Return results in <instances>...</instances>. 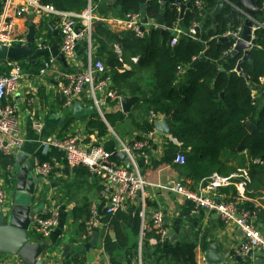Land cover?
<instances>
[{
  "label": "crops",
  "instance_id": "0c3cea01",
  "mask_svg": "<svg viewBox=\"0 0 264 264\" xmlns=\"http://www.w3.org/2000/svg\"><path fill=\"white\" fill-rule=\"evenodd\" d=\"M183 1L185 3L191 2L190 0ZM20 4H25V0H22ZM128 4L134 3H122L120 0H94V14L98 17L124 18L128 14L124 6ZM87 6L88 2L85 9ZM204 6L205 3L202 8L203 10ZM240 7L243 11H246L244 7ZM258 7L264 11L263 5L262 8L259 5ZM176 8L180 15L179 25L171 28L167 26L165 21L168 30H173L176 36L180 37L192 28L196 32L201 27L202 23H198L199 27L196 29L194 23L189 28H186L182 22L184 15H181L180 7L176 6ZM167 9L170 8L167 7ZM188 9L189 7L185 9L184 14ZM31 11L35 12V19L33 21L35 27L38 25L39 15L34 8H31L17 22L16 30L18 33L28 34L31 23L28 17ZM161 12L163 11L161 10ZM237 15L241 19L240 25H244L247 17L241 13H237L235 16ZM251 15L257 20L252 27L253 37L255 36V30L259 27L258 25L264 24L262 21L264 14ZM99 20L95 21V25L98 22H102L115 33H122L128 30L124 24H108ZM151 21H154V24ZM231 21L233 22L234 19H231ZM49 22L50 20L47 22V26L52 42L60 43V34H54L49 27ZM51 22L53 23V21ZM142 26L145 27V30L142 31L148 33L153 28H160L161 25L156 22V17L148 15V22H142ZM179 30H182V32L179 33ZM91 47L93 57L103 60L107 65L108 53L101 52V45L98 41L93 40ZM88 49L87 42L79 43L75 62H70L67 59V62H63L58 59L50 72L43 77L38 76L37 69L34 70L26 67L23 79L18 83L10 99L18 105L19 123L23 136L26 139L24 145L12 155L15 158L14 167L18 162L17 154L20 151L25 155L24 159L26 157H29V159L34 157L35 162L39 160L40 155H45L50 159L54 167L49 179L42 186L40 185L41 182L38 184L34 197V205L43 202L44 206V199L50 198L61 207L60 223L52 231L50 237L45 240L35 230V233H31L33 242L47 241L48 248L43 252V256L48 259L50 264H113V257L119 264H140L141 262L142 264H182L172 259L169 253L178 245L187 241H193L196 243L195 257L199 264H260V261L261 264H264V251L261 248L253 249L252 255L240 254L239 247L243 240V233L234 222L223 220L216 212H209L204 209L195 212L194 207L191 209V205L193 206V204L173 189L175 181H184L183 183L186 186L197 190L205 186L209 179H205L206 181L204 179L195 181L191 178L189 171L186 170L187 168L184 165L173 162L175 154L179 151L186 153L188 158L189 149L186 150L178 146V144L181 145V142L173 135L174 130L172 133H164L156 129V121L167 117L162 114L154 113L156 115L154 122H152L155 126L154 135L148 139L149 143L144 151L136 152V159L144 177L149 183L147 184V198L151 203L147 209L148 217L150 219L155 211L161 210L168 234L165 238L161 239L154 229L149 230L142 242H140V223L137 221V211L140 207L136 201L131 200L122 209L126 217L124 220H120L119 225V233L124 237L122 238L124 243L119 242L121 238L117 241V232L114 229H110L111 226L109 227V225L105 224L104 218L110 194L104 190L101 179L92 172L91 175L82 174L80 171L75 173L67 165L64 151L54 146L44 149L42 140L47 137L65 138L71 134L78 133L82 137L83 143L90 144L93 142V144L103 146L117 156V153L120 151L118 138L131 142L133 139H144V136L149 133L144 130L142 124L145 120H150L153 114L146 95L150 96L153 91L154 78L145 69L141 71L135 70L133 76L137 80L136 82H139L143 93H146V95H133L128 89L127 91L129 92L124 95L122 94V97H137V100L132 103L128 110H124L122 101H108L104 107V111L109 117L107 118L106 116L107 122L97 112L75 116V103L79 102L84 109L93 105L92 100L85 91L73 95L71 104H67L66 100L64 101L65 96L60 90V85L66 72L83 71L86 69L89 61ZM112 49L120 60L123 61L121 57L123 53L121 42L114 43ZM133 57H137V60H134ZM42 58L43 56L39 57L38 61L42 60ZM130 61L123 62L122 68L119 69L120 73L133 71L134 65L132 63L138 61V56H132ZM236 69L239 73L242 70V68L238 69V67ZM7 71L6 65L0 64V74ZM113 84L114 82L111 80L109 87ZM263 92L264 81L261 78V84L254 89V93L264 103ZM34 122L43 123L41 132L36 130ZM169 126L173 127L171 119L169 120ZM103 130L105 132H100ZM173 144L178 147H173ZM169 150L172 156L171 162L163 160L165 152ZM223 156H226V158L229 156L230 161L227 162L228 165L237 167L235 173L231 175L239 174L244 158V162H247L245 152L239 155L226 152ZM17 176L18 173L14 170L9 188L10 203L7 209L4 210V213L8 216L13 208V198L10 189L13 188V192L15 191ZM243 179V177L235 176L232 178L233 182L220 186L213 193V197L218 201L234 200L236 202H239L243 198L251 203L260 206L264 205V196L251 198L246 195L247 185L240 184ZM234 192H237V195H234ZM94 210L99 217L93 232L98 231L100 236L96 246L91 245L90 248H86V244L93 238V232L90 234L88 231L87 222L89 219L87 216L89 211L92 215ZM149 224H151V221ZM108 233L111 235L113 241H117L114 243L113 250L106 249L105 247V237ZM67 245L74 246H70L69 249L65 250ZM213 250L215 255L221 260H209V253H213Z\"/></svg>",
  "mask_w": 264,
  "mask_h": 264
},
{
  "label": "trees",
  "instance_id": "16d2710c",
  "mask_svg": "<svg viewBox=\"0 0 264 264\" xmlns=\"http://www.w3.org/2000/svg\"><path fill=\"white\" fill-rule=\"evenodd\" d=\"M39 1L44 4H54L59 9L78 12L87 5V0ZM190 1L195 4L197 0ZM203 1L204 10H199L196 6L189 8L182 19L186 28L194 23H202L195 32L196 37L191 38L182 34L175 45L171 44V40L176 36L173 30L163 31L161 28H153L139 37L131 30L115 33L102 22L95 25L92 38L101 45L102 53H108V66L106 65L107 71L104 76L114 82L110 88L115 89L117 94H127L129 89L133 95H146L133 74L135 70L142 69L152 74L153 91L150 96L146 95L149 107L153 113L171 119L174 127L173 135L181 142L178 146L189 149L188 160L184 167L189 171L191 178L195 181L203 179L210 181V176L215 172L230 176L235 173L237 167L228 165L230 158L223 155L226 152L234 155L245 152L247 164L244 158L242 168L247 169L250 177L246 195L251 198L262 197L264 196V103L261 98L255 96L254 89L261 84V78L264 77V27L255 30L254 46L241 65L242 70L249 75L248 80L236 69L245 51L240 50L232 54L234 39L221 38L228 30H236L241 24L239 15L235 16L233 22L229 16L233 9L231 3H235L236 0H229L231 3H226L216 17H211V13L216 8L218 0ZM257 2L262 8L263 0ZM137 4L125 5V11L139 12V4ZM160 13V4L157 0L148 2L147 15L157 17ZM164 15L167 26L174 28L179 25L180 15L176 7L167 9ZM262 21L264 22V18ZM116 42H121L123 61L112 49ZM201 55H204L205 59L191 66ZM132 56H138V61L132 63L133 71L120 73L119 69L122 68L123 62H131ZM45 57L48 58L49 55ZM97 59L99 58H95ZM23 65L25 68L38 70L39 63L24 59ZM249 82L252 88L249 87ZM106 116L109 118L108 115ZM142 127L146 132H150L155 126L150 120H145ZM178 146L173 144V147ZM170 152V150L165 152L163 160L171 162ZM115 158L119 159L117 156ZM255 158H260L262 163L254 162ZM39 160L50 161L45 155H40ZM0 162L6 169L7 166L14 165L15 158L1 154ZM72 169L75 173L80 171L82 174L91 175L87 166L80 165ZM234 195H237V192H234ZM150 203L147 198V209ZM237 204L240 208L251 210L256 207V204L243 198ZM139 210L137 221L141 230ZM124 213L122 210L115 213L106 212L104 218L105 224L117 232V241L121 238L119 242L122 243L124 237L119 233V225L120 220L126 217ZM90 217L89 211L87 218ZM256 223L264 233L262 207L258 210ZM117 241H113L108 233L105 237L106 249L113 250ZM195 248V242L187 241L170 251L169 256L182 264H199L195 257ZM112 262L119 264L114 257Z\"/></svg>",
  "mask_w": 264,
  "mask_h": 264
},
{
  "label": "built area",
  "instance_id": "2783aa9c",
  "mask_svg": "<svg viewBox=\"0 0 264 264\" xmlns=\"http://www.w3.org/2000/svg\"><path fill=\"white\" fill-rule=\"evenodd\" d=\"M20 1L22 0H0V43L7 47L27 44V35L18 33L16 27L19 19L24 14H27L31 8H34L39 15L34 39L36 48L49 49L53 45L47 26L49 20L53 21L54 26L59 30L61 36L59 50L68 61L75 62L78 44L87 42L89 61L86 69L66 72L63 75L60 90L66 97V103L71 104L73 95L79 94L85 89L97 113L107 122L104 111L106 103L108 101L121 102L122 96L109 87L111 80L109 77L104 76L107 71L104 61L101 59L95 60L93 57L91 45L95 21L101 19L99 21H104L108 24H124L128 30L142 37L144 32L141 30L140 12L128 13L124 18L98 17L94 14V0H87L88 6L82 12L59 9L54 4H44L39 0H25V4H20ZM226 3H231V1L226 0ZM231 4L234 8L242 11L241 7L235 6V3ZM203 5V0H197L194 7L202 9ZM151 22L154 24V21ZM198 25V23H195L194 27L196 28ZM258 26L261 27L264 24ZM242 30L243 25H240L236 30H228L222 37H232L235 41L234 48L237 44V39L241 38ZM181 32L182 30H179V33ZM184 35L195 38V29L192 28ZM252 38L254 39V36ZM177 42L178 36H175L171 43L175 45ZM44 57L39 61L37 70V74L40 77L47 75L58 61L56 55H50L48 58ZM133 59L137 60V57H133ZM2 64L6 65L8 71L0 74V155L12 156L24 145L26 140L19 123L18 105L10 100L18 83L23 79L25 67L21 60L8 59ZM262 81H264V77ZM155 117L156 115L153 113L150 121L154 122ZM34 126L38 132L43 129L42 122H34ZM154 132L155 129L150 131L149 135L146 134L144 139H133L131 142L117 137L120 145L119 149L127 155L128 164H125L121 159H116V154L103 146L93 144V142L90 144L83 143L82 137L78 133L71 134L65 138L47 137L42 140V145L44 149H48L51 146L61 148L64 151L67 165L71 169L80 165L87 166L95 176L101 179L104 190L110 194L106 207L107 213H115L118 210H122L128 201H136L140 207V242H142L146 231L151 229H154L161 239L168 234L161 210L155 211L150 219L148 217L146 187L149 183L136 159V152L145 150L149 143L148 139L154 135ZM187 160V155L183 151L177 152L173 158V162L179 165H185ZM253 161L262 163L260 158H255ZM33 168L36 175L42 179L41 186L49 179L54 169L50 161L42 162L40 160L34 163ZM14 170V165H9L4 169L0 162V210L3 211L7 209L10 203L8 187L13 178ZM239 174L223 176L215 172L210 176V181L197 190L191 189L182 181H175L173 189L193 204L195 212H199L201 209L216 212L223 220L234 222L243 233V240L239 247L240 254L247 255L250 250L255 248H261L264 251V233L256 224L258 210H260V207L264 208V205L256 204L255 209L251 210L240 208L234 200L218 201L213 197V193L220 186L233 182L232 178L235 176L244 178L240 182L241 185L245 186L250 183L246 168H241ZM44 201V206L36 218L33 230L46 240L60 223L61 207L50 198H46ZM98 217L94 210L87 222L90 234L95 228ZM149 220L152 221L151 225ZM0 264H25V262L16 255L0 254Z\"/></svg>",
  "mask_w": 264,
  "mask_h": 264
},
{
  "label": "water",
  "instance_id": "95a60500",
  "mask_svg": "<svg viewBox=\"0 0 264 264\" xmlns=\"http://www.w3.org/2000/svg\"><path fill=\"white\" fill-rule=\"evenodd\" d=\"M124 2H134L139 4L141 20L143 23L148 22L147 15V5L148 2L152 0H120ZM160 4V9L163 11L156 17V22L161 26V30H168L165 25V15L164 12L166 8L173 9L176 6L180 7V13L183 16L184 11L187 7L192 8L194 4L191 2L185 3L183 0H157ZM226 0H218V4L214 11L211 13L212 17H216L223 7L225 6ZM235 6H242L246 11H239L238 8H233L230 13V18L233 20L237 13L245 15L246 20L244 21L243 30L241 38L237 39V44L231 51L232 54H236L240 50H244V59L239 61L238 69H241V65L245 59L248 58L249 52L253 47L252 38V27L255 25L257 20L251 14H264V11L258 7L257 0H236ZM248 14V15H247ZM29 20H31L29 26V32L27 34L28 42L26 45L17 44L12 47L4 46L0 43V64L5 63L6 60H21L24 58H29L31 62L39 63L38 59L45 55H56L59 60L67 62L63 53L59 50V43L54 42L49 49H40L34 46V39L36 34V27L33 23L35 19V12L31 11L29 13ZM50 29L54 34L59 35V30L53 23L49 22ZM199 26H196V29ZM141 30H145L142 26ZM222 39H227L228 37H221ZM205 59L204 55H201L198 59L194 60L191 66H195L199 60ZM240 74L245 76L249 80V75L240 70ZM249 87L252 85L249 82ZM84 89L82 92H85ZM137 100V97H122V104L124 110H128L132 103ZM96 108L92 105L87 108H82L80 103L77 102L74 105V115L78 116L80 114H94L96 113ZM169 118L165 117L162 120L156 121V129L164 133H172L173 127L169 126ZM25 155L20 151L17 154V163L15 170L18 173L16 189L12 193L13 198V208L10 215H6L3 210H0V254L6 255H16L21 258L25 264H50L48 259L43 256V252L48 248L47 241L35 243L31 238V231L34 229L36 224V218L43 208V202L38 205H34V197L36 194L37 186L42 181V179L36 175L34 172V157H29L24 159ZM119 157L125 164H128V157L123 151L117 153ZM25 163V164H24ZM99 232H93L92 240L86 244V248H90L91 245L96 246L99 240ZM74 246V245H70ZM69 245L66 246L65 250L69 249ZM253 250H250L247 254L252 255ZM210 261L221 260L214 253H209ZM258 263V262H257ZM261 264V261L259 262ZM60 264V263H54Z\"/></svg>",
  "mask_w": 264,
  "mask_h": 264
},
{
  "label": "rangeland",
  "instance_id": "374dc122",
  "mask_svg": "<svg viewBox=\"0 0 264 264\" xmlns=\"http://www.w3.org/2000/svg\"><path fill=\"white\" fill-rule=\"evenodd\" d=\"M21 62H23V59H21ZM104 63H105V62H104ZM9 188H10V186L8 187V192H9ZM12 189H13V188L10 189L11 196H12V192H13ZM146 190H147V187H146ZM9 197H10V196H9ZM42 200H43V199H42ZM31 233H35V231L32 230Z\"/></svg>",
  "mask_w": 264,
  "mask_h": 264
},
{
  "label": "bare ground",
  "instance_id": "6f19581e",
  "mask_svg": "<svg viewBox=\"0 0 264 264\" xmlns=\"http://www.w3.org/2000/svg\"><path fill=\"white\" fill-rule=\"evenodd\" d=\"M21 2V1H20Z\"/></svg>",
  "mask_w": 264,
  "mask_h": 264
}]
</instances>
